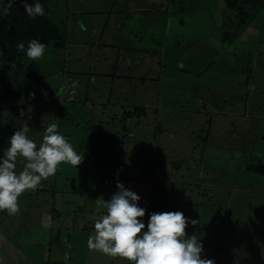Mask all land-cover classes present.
Returning <instances> with one entry per match:
<instances>
[{
  "label": "rangeland",
  "instance_id": "obj_1",
  "mask_svg": "<svg viewBox=\"0 0 264 264\" xmlns=\"http://www.w3.org/2000/svg\"><path fill=\"white\" fill-rule=\"evenodd\" d=\"M142 2L146 3L140 6L149 13H131L133 23L140 28L127 34L134 46H154L167 29H172V35L185 36L180 43H188L184 47L188 49L182 59L178 55L182 44L175 53L162 51V66L155 63L159 57L154 59L159 51H148L153 57L140 62L141 68L148 64L144 73L140 66L127 69L139 78L134 83L124 81L132 92L122 99L116 91L106 90L110 84L117 87L120 79L100 76L109 68L103 65L105 61L120 59L116 45L109 44L106 36L111 27L122 29L114 25L116 2L108 0H50L49 17L65 33L64 48L47 47L34 52L22 60V70L17 74L12 69L0 73V88L11 90L0 91V264H170L165 254L154 253L163 252L166 240L169 247L175 248L179 244L176 237L184 239L175 227L182 219L176 217L182 211L181 199L187 197L186 179L192 175L195 163H181L182 167H190L181 169L180 160L191 150L187 138L189 133L197 132L198 124L205 131L207 124L213 127L217 123L220 134L234 137L232 127L238 128L239 124L242 141L227 153L222 148L208 165L222 171L219 180L235 171L233 180L237 183L264 188V178L246 173L239 165L245 157L241 153L247 152L242 151L246 136L254 131L256 145L264 144L260 140L264 127V6L233 40L225 43L220 39L227 13L223 0ZM162 6L168 16L156 11ZM97 39L107 45L98 47ZM194 46L197 49L192 50ZM119 66L120 61L118 70L112 67L115 75L123 74ZM108 70L112 73L111 68ZM71 79L76 82L72 90ZM181 79H189L187 84H194L195 90L187 89ZM247 79L253 81L254 90L248 91ZM141 101L156 103L158 112L146 109L145 115L126 118L125 122L113 112V121L110 125L106 122L107 105L127 108ZM251 117L255 118L252 122ZM257 126L259 129L253 130ZM154 127L158 130L151 139L149 133ZM150 147L159 150L151 153ZM168 147L169 155L178 160L172 161L174 170L167 174L163 159ZM63 151L69 153L70 160L59 159ZM238 151L241 153L236 156ZM162 169L164 177L152 184L153 193L159 195L162 192L156 190L160 187L155 186L161 181L165 184L160 212L151 209V213L158 214L156 221L138 225V218L132 215L119 221L113 217L115 196L110 190L115 186L114 179L119 181V174L154 179ZM217 175L206 180L215 181ZM255 192L241 199L238 197L242 194L237 195L232 203L248 202L240 208L243 224L264 217V194ZM166 197L172 200L169 204L176 203L174 222L167 217ZM72 204L80 208L75 210ZM39 211L49 214L51 226L40 225L35 216ZM59 230L61 233H57ZM118 232H124V237Z\"/></svg>",
  "mask_w": 264,
  "mask_h": 264
},
{
  "label": "crops",
  "instance_id": "obj_2",
  "mask_svg": "<svg viewBox=\"0 0 264 264\" xmlns=\"http://www.w3.org/2000/svg\"><path fill=\"white\" fill-rule=\"evenodd\" d=\"M111 3L116 2V9L114 10V25L118 28L122 29H113V27L109 28L110 30L106 31V36L109 39V44L116 45V48L118 50L117 55L120 57V59H115L112 63L106 62L103 63L105 67H109L112 69V73L107 69L104 71V73H101L100 76H109L112 81L114 78H119L120 83H118L117 87H113L112 84H110V87H106V90L109 92L116 91L118 93V99H122L127 95V93L132 92L131 89L127 88V86L124 84L125 82L134 83L139 78V74H136V72H128L127 69L131 70L132 67L141 68L140 62L148 61V58L153 57L152 53H148V51H159L158 53L155 52V57H161L162 51H173L175 53V50L178 49V47L182 46V49L180 52H178V55L180 59L184 58L186 56V51L188 48H184L186 45L183 43H180L183 40V37L185 36H179L177 33L175 35H172L171 31L172 29H167L165 33H163V37H161V40L157 44L150 45L149 43L141 47L140 44H137L138 46H134V44L130 41L127 34L131 33L132 29H139L140 26L133 21L131 18V13H139V12H145L149 13V11L144 9V3L142 0H108ZM162 1V0H160ZM135 2V3H133ZM146 4H149L147 1ZM35 11V10H34ZM160 14H164L168 16L167 9L163 6L156 10ZM33 12V11H32ZM78 12L75 13V18L77 20ZM134 22V23H133ZM167 22V21H166ZM165 22V23H166ZM80 25L82 26V21L79 20ZM141 25V24H140ZM146 25L148 27V22L144 23V26ZM139 27V28H138ZM168 32V35H167ZM107 39V40H108ZM185 39V38H184ZM188 42L189 39L187 38ZM97 46H104L107 44H104L101 39H97ZM141 47V48H140ZM197 49L196 46L192 48V50ZM134 50H137L134 52ZM190 50V49H189ZM120 51L122 54H120ZM141 51V52H139ZM161 51V52H160ZM184 52V54H183ZM188 58V57H186ZM156 60V59H155ZM120 61L121 67L120 72L123 74L115 75L116 72H113V68L115 70L117 69V64ZM158 65L162 66L164 65L161 61V58L159 59V62L156 60ZM176 65V64H175ZM181 65V64H179ZM148 69V64H144V67L140 69L141 73H144ZM249 74V72H248ZM150 81H154L155 78H150L147 76ZM69 78V77H68ZM70 79V78H69ZM250 79V76H249ZM189 80V79H187ZM187 80L181 79V82H185L187 89H190L191 91L195 90L194 84L190 85L187 84ZM190 81V80H189ZM69 82H71L70 88L75 89L76 82L74 79H71ZM252 80H246V86H248V91L254 90L256 87ZM135 89V86H133ZM193 88V90H192ZM261 88V87H260ZM262 89V88H261ZM249 93H245V100L248 99ZM167 97V96H166ZM194 97V96H193ZM199 98V97H198ZM244 100V101H245ZM131 106V105H130ZM111 107V108H108ZM133 107H139L143 108L144 110H150L152 112L157 111L158 112V106H156V103H146L144 101L141 102H134V105L132 107H117V106H109L107 105L106 108V118L109 120H106V122L110 125V123L115 118V113H119L121 116H123V113L125 110H129V108ZM189 111H191L189 109ZM220 111V110H218ZM246 111V109H245ZM244 111V113H245ZM146 114V112H145ZM143 114V115H145ZM231 113H228L227 116H230ZM111 115V116H109ZM248 115V114H247ZM255 117V116H254ZM122 121H123V117ZM120 118V119H121ZM129 118V117H127ZM132 118V117H131ZM258 118V117H255ZM255 118L252 119L249 118V121L255 120ZM118 119V117L116 118ZM138 119V117H137ZM120 122V121H119ZM118 122V123H119ZM125 122V120H124ZM252 122V121H251ZM198 128L195 129L197 132H191L189 133L190 137L187 138V141H189L191 147V150L189 153L182 157L180 160V167L181 169H190L189 165H185L182 167L181 163H187L191 161L190 163H195L193 165V170H191L193 173L190 177L186 179V184L188 185L186 187H189L187 197L185 199H181L182 203L180 204L182 211L181 213L178 211L177 213L172 215L174 211V207H176V203L169 204L168 197L165 198L166 202V209L170 213L167 217L172 218L171 221L174 222L173 219L176 217V219H182L179 222L181 224L175 225L176 229L178 230L179 234H183L184 239L179 236L176 237L175 244L176 247L172 248L169 247L167 244V240L165 242V246L163 249V252H156L154 254H165L169 259L170 264H264V217L261 218V221L251 222L249 225L243 224L241 220V213L240 208L242 205H249L248 202H239V204H232L235 202L236 196L242 194L239 199L248 196V194L253 192L255 190L258 191V194H264V188H255L252 186H249L246 182L237 183L233 178H235L236 172L233 171L232 175H229L228 173L224 174V180H219L222 175V171L219 169H216L213 164H209V162H213V159L221 152V149L227 153L230 151V147H234V145H237V143H240L239 141H242L240 139L241 132L238 130L239 124L237 127L233 125L232 130H235V137L233 135H222L218 131V127L216 124L213 125V127H210L209 124H207V128L205 131L202 124H198ZM260 125V123L258 124ZM112 127V125H111ZM247 128V127H242ZM211 129L213 132H211ZM259 129V127H255L253 130ZM261 138L260 140L264 141V127H261ZM156 130L157 127L153 128V132L149 133V138L154 139L156 137ZM252 130V131H253ZM202 131V132H199ZM251 131V130H250ZM258 132V130H257ZM255 132V133H257ZM169 135L168 132L164 133V136L167 137ZM256 136L254 134V131L252 134L246 136L245 138L248 140L247 143H245L243 146L242 151H247L245 153H241L240 151L237 152L236 156L238 154L242 156H245L243 159V163H241V160L239 162V165L241 164L244 168V171L246 173L253 176L251 172H248L245 169V166L247 164H257L263 160L264 155V144L256 145V141L253 137ZM215 137V139H214ZM169 138V137H168ZM244 138V136H243ZM232 139V140H230ZM225 143V144H222ZM215 146V149L213 148ZM217 146L219 147V150L217 149ZM208 147V148H206ZM150 152L154 153V151H158L159 149H155L154 147H150ZM169 147L167 148V153L165 151V172L168 174V170H174L173 165H171L172 161H177L178 157L175 155H169L168 151ZM223 151V153H225ZM123 153V150H121ZM182 152H188L187 149H182ZM217 152V153H216ZM115 153V152H114ZM120 154L121 156L123 154ZM60 158L63 159V161H68L69 159V153L64 152L59 154ZM114 155V154H113ZM119 155V158H120ZM115 158H118V155H115ZM241 156V157H242ZM237 161V157L234 158ZM205 162V165L203 164ZM207 163V164H206ZM155 166H158L157 161L155 163ZM191 166V165H190ZM121 168L123 170L124 165H121ZM206 168V169H204ZM120 170V169H119ZM215 174L217 175V180L215 181H207L206 178H212ZM119 181L115 180V183H113L115 186L110 190L112 193H114L115 199L113 200V210H116V215L113 217H116V219L119 221L125 216L127 218L136 217L138 218L139 222L138 225L141 223H146V220H149V223L157 218V213L160 212V207L163 205L161 198L164 196L162 190L163 184L161 181V184L155 187H160L156 190V192H162L161 195L157 193H153L152 184L153 182H160L159 180L164 177V169H162V172H158L154 174V179L150 176L149 178L141 177L139 176H130L125 175V172L119 174ZM72 176V175H71ZM262 178L263 176L254 175ZM167 178V177H166ZM201 180V184L198 182ZM113 181V182H114ZM219 181H222L219 183ZM224 181V182H223ZM210 182V183H209ZM264 183V182H263ZM244 185V186H243ZM154 187V186H153ZM197 187V189H196ZM190 189L193 191H190ZM196 190V191H195ZM207 191V192H206ZM255 192V193H256ZM75 193V192H73ZM211 194L212 197L209 199H206L204 195ZM219 194V195H217ZM197 195L198 198L195 201H192ZM200 197V198H199ZM264 200V197H261ZM238 199V200H239ZM257 200H260V197H256ZM213 201V202H209ZM168 203V204H167ZM76 208H80L76 204H72ZM155 208L154 213H151V209ZM179 210V209H178ZM181 210V209H180ZM73 211V209H72ZM33 212V211H32ZM31 212V213H32ZM47 212V211H46ZM24 213H27L25 211ZM59 211L56 210V214ZM75 214V211L73 212V215ZM61 215V213H60ZM71 214H67L66 216H69ZM35 216L38 217L40 221V225L47 226L52 225V220H50V216L48 213L43 214V211H39ZM126 218V219H127ZM85 221H89L90 218H83ZM161 221H164L161 219ZM169 219H166L165 223L167 224ZM125 221L121 222V224H124ZM163 223V222H161ZM49 228V227H48ZM152 228L149 227V232H151ZM170 230H173V228L170 227ZM57 233H61V230H59ZM118 236L124 237V232H118ZM127 234V233H126ZM56 240V239H55ZM179 245L182 246L179 250ZM172 248V249H171ZM120 249V248H119ZM120 251V250H118ZM56 257V255H55ZM84 263V262H83Z\"/></svg>",
  "mask_w": 264,
  "mask_h": 264
},
{
  "label": "trees",
  "instance_id": "obj_3",
  "mask_svg": "<svg viewBox=\"0 0 264 264\" xmlns=\"http://www.w3.org/2000/svg\"><path fill=\"white\" fill-rule=\"evenodd\" d=\"M50 0H2L0 5V73L12 69L17 74L22 70V60L45 48H64V31L55 24L49 14ZM227 10L222 21L220 39L229 43L259 13L264 0H223ZM35 10V11H34ZM33 11V12H32ZM0 91H11L0 88ZM145 110L133 107L125 110L123 119L139 117ZM248 172L264 177L263 160L247 164Z\"/></svg>",
  "mask_w": 264,
  "mask_h": 264
}]
</instances>
